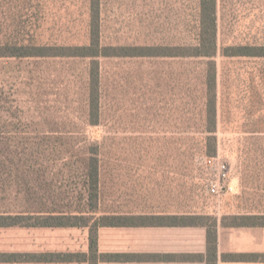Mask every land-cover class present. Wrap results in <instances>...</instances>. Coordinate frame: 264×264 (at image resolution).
<instances>
[{"label": "rangeland", "instance_id": "obj_1", "mask_svg": "<svg viewBox=\"0 0 264 264\" xmlns=\"http://www.w3.org/2000/svg\"><path fill=\"white\" fill-rule=\"evenodd\" d=\"M89 1L96 0H0V42L30 37L38 44L84 45ZM98 1L106 45H175L196 39L198 0ZM217 19L219 48L264 44V0H217ZM215 60L218 148L209 157L196 149L203 134L195 125L199 118L192 116L196 111L186 105L195 93L182 83V74L195 64L101 61L102 116L93 127L85 123L86 60L0 58V135L11 140L2 161L12 162L16 178L5 174L0 179L11 187L0 194L5 195L0 206L42 208L37 206L43 199L40 187L52 179L58 191L49 198L44 194L45 199L84 209L85 201L76 200L80 183L73 171L79 152L60 150L59 144L88 140L101 146V181L109 188L102 193V210L114 206L108 197L118 198L120 205L128 197L164 198L168 209L194 222L238 221L233 214L239 192L264 182V59ZM49 138L51 150L45 147ZM64 163H70L68 168H62ZM221 166L231 191L212 196L208 185L218 180ZM25 183L36 199L28 201V194L18 191Z\"/></svg>", "mask_w": 264, "mask_h": 264}, {"label": "trees", "instance_id": "obj_2", "mask_svg": "<svg viewBox=\"0 0 264 264\" xmlns=\"http://www.w3.org/2000/svg\"><path fill=\"white\" fill-rule=\"evenodd\" d=\"M87 42L84 45H63V44H38L33 38L24 40L12 39L0 42V58H59L72 60H86V83H85V123L87 126H99L101 122V88L102 71L101 61L111 59H163L175 62H187L195 64L196 68L191 72L186 71L182 83L188 92H194L190 96L186 105L192 115L199 118L197 127L203 136L196 145V149L206 156L213 157L218 148L217 132V64L216 56L224 59H264V44H230L218 46V19L217 0H198V26L196 39L193 43L175 45H128L115 46L106 45L102 42L101 19L99 1H89L87 14ZM190 71V70H189ZM182 86V84H179ZM183 87V86H182ZM185 105V106H186ZM190 125V124H188ZM4 128L3 121L0 120V130ZM52 133V131H50ZM50 132L48 134H50ZM1 134V131H0ZM51 139L45 147L53 149ZM11 140L0 135V179L7 174L11 179L16 180L11 168L12 162L8 165L2 161L7 159L8 148ZM70 140L59 144V149L63 151H78L79 154L74 161L76 175L74 179L79 182L80 193H77V201H85L84 209L79 206L70 209L68 205H57L55 198L45 199L58 191V187L52 186V179L49 183H43L40 191L43 192V199L37 204L43 206L36 209H20L18 204L13 206H0V227L11 226H41V227H88L91 248H96L97 230L103 226L134 225L136 222H145L142 218L121 216L116 210L122 206L115 203L118 198L108 197L111 205L109 211L101 209L106 197V188L101 181L102 165L100 161L101 146L98 142L84 140L76 146H70ZM5 155V156H4ZM50 156H48L49 158ZM59 159V155H58ZM4 162V163H3ZM6 164V165H5ZM70 163L62 164V168H68ZM71 168V167H69ZM43 171V174L45 173ZM12 175V176H11ZM17 182L24 183V181ZM18 187V191L28 194L27 199H36L37 193L33 189L23 184ZM8 183L0 182V194L10 189ZM116 186L114 187V189ZM69 189V188H68ZM75 189V186L72 188ZM103 191V192H102ZM6 194V193H5ZM0 196V202L4 197ZM19 196V195H17ZM16 198V197H14ZM13 198V199H14ZM23 198V196H22ZM26 198H23V201ZM18 200V199H17ZM50 203L52 208L47 206ZM117 206L116 208H114ZM119 206V207H118ZM47 207V208H45ZM172 224H190L207 226V244L209 255L215 249V235L213 225L189 220L187 216H170L165 219ZM236 222V221H235ZM234 222V223H235ZM45 260L59 261V256H45ZM225 260L240 261L246 256L228 255ZM210 264V260H208Z\"/></svg>", "mask_w": 264, "mask_h": 264}, {"label": "crops", "instance_id": "obj_3", "mask_svg": "<svg viewBox=\"0 0 264 264\" xmlns=\"http://www.w3.org/2000/svg\"><path fill=\"white\" fill-rule=\"evenodd\" d=\"M251 185L239 192V209L233 214L238 221L216 220L210 255L207 226L161 220L180 215L168 209L164 198L144 202L128 197L118 214L145 222L99 227L96 248H91L88 227H0V264H264V182ZM228 255L246 259L225 260Z\"/></svg>", "mask_w": 264, "mask_h": 264}, {"label": "built area", "instance_id": "obj_4", "mask_svg": "<svg viewBox=\"0 0 264 264\" xmlns=\"http://www.w3.org/2000/svg\"><path fill=\"white\" fill-rule=\"evenodd\" d=\"M221 174V175H220ZM219 175L218 180L216 182L210 183L208 185V193L212 196H219L220 192H229L231 191L230 186H227L226 182V171L224 166L219 167ZM227 184V185H226Z\"/></svg>", "mask_w": 264, "mask_h": 264}]
</instances>
